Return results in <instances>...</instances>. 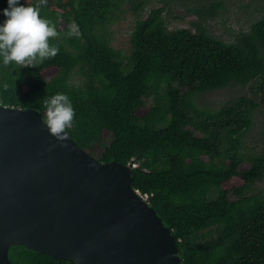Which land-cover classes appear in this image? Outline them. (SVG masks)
<instances>
[{"label":"trees","instance_id":"trees-1","mask_svg":"<svg viewBox=\"0 0 264 264\" xmlns=\"http://www.w3.org/2000/svg\"><path fill=\"white\" fill-rule=\"evenodd\" d=\"M124 1L48 0L40 15L55 25L59 36L50 44L59 52L20 68L0 57V104L33 107L43 117L45 97L68 95L75 110L71 138L98 160L138 163L129 165L132 187L150 194L148 204L172 229L181 264H264V189L253 186L264 176V143L260 150L244 144L256 107L264 108V15L225 40L203 24L221 0H192L194 29L168 28V0L144 18L151 0H127L138 18L123 52L110 43L108 24ZM7 7L0 0V24ZM73 21L80 37L65 35ZM232 84L248 93L214 109L195 102L198 93ZM9 259L77 264L21 244L9 248Z\"/></svg>","mask_w":264,"mask_h":264},{"label":"water","instance_id":"water-1","mask_svg":"<svg viewBox=\"0 0 264 264\" xmlns=\"http://www.w3.org/2000/svg\"><path fill=\"white\" fill-rule=\"evenodd\" d=\"M39 110L0 104V264L15 244L77 264H181L132 168L50 135Z\"/></svg>","mask_w":264,"mask_h":264},{"label":"rangeland","instance_id":"rangeland-1","mask_svg":"<svg viewBox=\"0 0 264 264\" xmlns=\"http://www.w3.org/2000/svg\"><path fill=\"white\" fill-rule=\"evenodd\" d=\"M34 1L39 3V0ZM221 1L217 14L213 17H207L203 20V24L213 35L225 40H233L239 29L248 28L254 19L264 15V0ZM51 2L53 3L54 0H51ZM163 4L162 0H151L141 13V17H146L151 8ZM193 4L192 0H168L164 10L168 28L190 27L194 29L193 22L198 21L199 17L194 11L189 10ZM114 17L115 20L108 24L110 43L115 48L127 52L129 50V36L138 15L132 12L129 2L125 0L121 9L114 13ZM65 25L62 19L58 20V26L61 30L64 29ZM77 79L78 76L75 74L74 80L77 81ZM244 93H248L247 87L243 88L232 84L224 88L198 93L194 99L200 107L214 109ZM146 100L148 104H152L154 94L148 95ZM253 120L251 128L245 134L244 144L249 150H260L264 143V108L261 106L256 107ZM253 186L256 190L264 189V176L261 180H257ZM215 193V190H213L210 195Z\"/></svg>","mask_w":264,"mask_h":264},{"label":"clouds","instance_id":"clouds-1","mask_svg":"<svg viewBox=\"0 0 264 264\" xmlns=\"http://www.w3.org/2000/svg\"><path fill=\"white\" fill-rule=\"evenodd\" d=\"M3 9L6 17L0 24V57L5 66L14 62L17 66H36L44 60L55 57L58 46L50 44V38L59 33L51 20L42 18L40 8L48 5V0H39L36 5L20 4L19 0H7ZM67 37H80L79 26L73 21L65 33ZM5 90L8 84L3 85ZM43 124L50 135L57 140L68 138V129L73 127L75 110L68 95L57 93L43 99Z\"/></svg>","mask_w":264,"mask_h":264},{"label":"built area","instance_id":"built-area-1","mask_svg":"<svg viewBox=\"0 0 264 264\" xmlns=\"http://www.w3.org/2000/svg\"><path fill=\"white\" fill-rule=\"evenodd\" d=\"M129 165L131 166V167H135V166H137L138 165V163L137 162H132V163H129ZM136 191H137V193L139 194V196L145 201V202H149L148 201V197H149V193H147V192H141L140 190H138L137 188H134Z\"/></svg>","mask_w":264,"mask_h":264}]
</instances>
